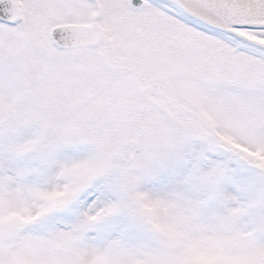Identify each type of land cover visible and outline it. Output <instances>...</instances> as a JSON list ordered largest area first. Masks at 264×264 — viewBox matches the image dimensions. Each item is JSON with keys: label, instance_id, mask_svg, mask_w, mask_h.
Here are the masks:
<instances>
[{"label": "snow or ice", "instance_id": "obj_1", "mask_svg": "<svg viewBox=\"0 0 264 264\" xmlns=\"http://www.w3.org/2000/svg\"><path fill=\"white\" fill-rule=\"evenodd\" d=\"M0 264H264V0H0Z\"/></svg>", "mask_w": 264, "mask_h": 264}]
</instances>
